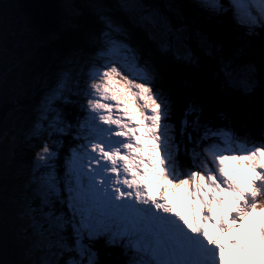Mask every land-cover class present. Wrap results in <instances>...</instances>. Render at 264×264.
Here are the masks:
<instances>
[{
  "label": "snow or ice",
  "instance_id": "1",
  "mask_svg": "<svg viewBox=\"0 0 264 264\" xmlns=\"http://www.w3.org/2000/svg\"><path fill=\"white\" fill-rule=\"evenodd\" d=\"M201 13H231L245 36L264 33V0H170L164 9L64 0L47 40L76 33L84 43L54 51L37 71L0 15V249L6 237L23 249L2 264H99V241L118 248L122 264H229L238 253L254 255L257 240L264 257V94L258 127H237L210 109L192 79L174 96L170 76L131 43V28H145L162 54L211 69L223 87L244 96L264 89V59L239 63L240 50L201 27ZM181 191L190 217L169 200Z\"/></svg>",
  "mask_w": 264,
  "mask_h": 264
},
{
  "label": "water",
  "instance_id": "2",
  "mask_svg": "<svg viewBox=\"0 0 264 264\" xmlns=\"http://www.w3.org/2000/svg\"><path fill=\"white\" fill-rule=\"evenodd\" d=\"M19 1L24 3L26 13L40 30L49 31L52 26L55 28L58 25V13L61 10L60 0ZM117 15H121L118 10ZM51 24L53 25L51 26ZM137 29L135 27L131 28V40L137 45L144 57L157 62L162 71L170 76L174 96L179 92L185 78L192 79L197 83L202 98L213 112L223 111L233 120L237 127L241 123H246L251 128L258 127L261 104L260 96H244L236 88L223 87L221 81L215 79L212 70L208 68L197 69L200 71L196 72L173 70L158 57V54L153 51L149 42L138 36ZM146 31L148 33V30ZM209 72H211V76ZM177 105V108L181 109L182 103L178 101ZM102 260L99 264H115L106 257L102 258Z\"/></svg>",
  "mask_w": 264,
  "mask_h": 264
},
{
  "label": "trees",
  "instance_id": "3",
  "mask_svg": "<svg viewBox=\"0 0 264 264\" xmlns=\"http://www.w3.org/2000/svg\"><path fill=\"white\" fill-rule=\"evenodd\" d=\"M12 1H13V3H11V5H13L14 8L17 9L19 16L22 17L26 21L27 26L29 28H31L30 26H32V28L36 31V33L39 34L40 29L33 23L31 17L26 13L24 7L18 2L19 0H12ZM60 2H61V10L58 13V24H59L60 15L62 13V4H63L64 0H60ZM107 2L110 4L112 3V5H113V4H115V2L117 3V0H107ZM144 2L146 4L156 5V6H159L161 9H164L165 6L170 2V0H145ZM189 12L191 13L190 8H189ZM120 14L122 15V13H120ZM198 19L200 21L201 27L206 29L213 36L214 39L225 41L233 49H239L240 50L239 55H238V62L239 63L244 64V63L251 62V63H255L257 66H259L261 64L262 59H264V35L262 33L260 34V37L253 40L254 38L249 39L247 37L239 36L238 30H236V27L233 25V22H231L229 17H224V18L220 17V18L208 20L206 18V14L201 13L198 16ZM86 25L89 29H98L99 28V25L96 24V22L93 20L86 21ZM57 27H58V25L52 30V32L56 31ZM135 28H138L137 29L138 36L144 38V40L146 42H149L152 46L153 51L156 54H158V57L161 60H163V62H165V64L167 66L171 67L173 70L194 71V72L200 71V70H197L194 68L185 67L179 61L175 60L171 54H168V55L162 54L158 50L156 45L153 43V41L149 38V35H148L147 31L145 30V28H142L139 26H136ZM45 36H48V35H45ZM66 41L71 42L70 47L76 43H81V44L84 43L83 41L79 40L78 34H76V33H70V34L62 35L60 40L55 42V43H57V44L64 43V46H65ZM131 43L134 46L136 45L132 40H131ZM47 54H50V53H48V50H47ZM144 58H146V57H144ZM209 74L211 76V72H209ZM262 94H264V89L259 87L253 95L261 97ZM72 110H74V112H72L71 110L70 111L74 115L76 112L75 108H73ZM180 115H181V109L176 108L174 120L178 121L180 118ZM68 137L70 139H72L71 136H68ZM26 151L27 150H25L23 152H26ZM26 158H28V156L24 157L23 160L29 161L31 156H29V159H26ZM21 159H22V153H21ZM62 171H63V169H61V172ZM8 223H11V219L9 220ZM9 236H10V234H9ZM12 243H13V241L10 238L6 237L4 247L2 249H0V264H2V262H5V261L11 262V261H15V260L19 259L20 252H18L17 254H13L12 251H13V249H15L14 248L15 246H13ZM10 244H11V246H10Z\"/></svg>",
  "mask_w": 264,
  "mask_h": 264
},
{
  "label": "rangeland",
  "instance_id": "4",
  "mask_svg": "<svg viewBox=\"0 0 264 264\" xmlns=\"http://www.w3.org/2000/svg\"><path fill=\"white\" fill-rule=\"evenodd\" d=\"M25 9V5L23 2L18 1ZM11 3H13L12 0H0V15L3 16L4 18V26H3V32L5 35H7L9 32H15L16 36L15 39L19 40L21 42V53L22 55L25 57L26 60L29 61L30 66L34 69V70H39L40 67H42V65L44 63H47V61L52 57L54 51H64L66 49H68L70 47V41H66V45L64 46V43L62 44H57L55 42H49L47 40V36L49 33L52 32L54 26H52L53 24H51V30L49 31H39V34L36 33V31L32 28V26H30L31 28H29L26 24V21L19 16V13L17 11L16 8H14L13 5H11ZM19 4V5H20ZM31 30V31H28ZM9 39H12V37H9ZM47 50L48 53L47 54ZM26 79H30L29 77H26ZM22 87L25 89V91H27V83L23 84ZM36 101V97L33 95L31 96L29 99H26L24 101L25 103V108H24V120L23 123L25 125H27L28 123H30L33 113H32V105L35 103ZM71 108L70 110L72 112H74V110H72V107H68ZM68 108H66V111H70L68 110ZM71 112V113H72ZM66 138V137H65ZM65 152L67 151V148L72 145L74 143V141H68L67 139H65ZM31 152L26 151V152H22V159L26 156H31L30 154ZM233 163H229V169L230 171L234 172V178L240 183V182H245L244 177L241 173V171L237 168L235 170L232 169ZM238 177V178H236ZM179 197H183L184 193L178 192L176 194ZM178 197V198H179ZM182 199V198H180ZM11 219V217H9V220ZM11 223H15L14 220L11 219ZM250 240H252V236L249 237ZM13 246H15L13 249V254H17L18 252H20V258H22V252L23 249L19 246H17L14 242L12 243ZM11 246V244H10ZM256 246V245H255ZM240 255V253H239ZM241 257V255H240ZM245 257H248V254H245ZM253 258L257 259V262L260 264V261L262 258L261 255V251L260 248L257 250V255L254 252V255H252ZM18 260V259H17ZM241 262H243L244 264L245 261L241 260Z\"/></svg>",
  "mask_w": 264,
  "mask_h": 264
},
{
  "label": "bare ground",
  "instance_id": "5",
  "mask_svg": "<svg viewBox=\"0 0 264 264\" xmlns=\"http://www.w3.org/2000/svg\"><path fill=\"white\" fill-rule=\"evenodd\" d=\"M158 3V2H157ZM245 182H241V184H243ZM169 200L171 203H173V205L176 207V210L183 213L186 217H190L191 216V208L187 202V200L184 198L182 200L178 199L176 196L173 197L171 194L169 196ZM208 233L210 236L215 237L218 235V231L214 230L212 228L211 225L208 226L207 229ZM221 242L222 243H227L229 241L228 236L224 235L222 237H220ZM240 258V257H239ZM237 257V255L235 256H230L229 257V264L235 263V262H239L240 259Z\"/></svg>",
  "mask_w": 264,
  "mask_h": 264
},
{
  "label": "clouds",
  "instance_id": "6",
  "mask_svg": "<svg viewBox=\"0 0 264 264\" xmlns=\"http://www.w3.org/2000/svg\"><path fill=\"white\" fill-rule=\"evenodd\" d=\"M68 110H70V108H69ZM75 111H76V109H75ZM69 112H71V111H69ZM65 139H66V138H65Z\"/></svg>",
  "mask_w": 264,
  "mask_h": 264
}]
</instances>
